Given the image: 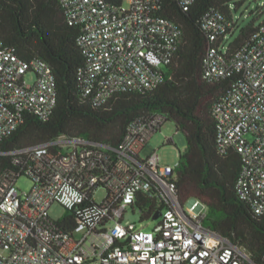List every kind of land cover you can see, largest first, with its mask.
Wrapping results in <instances>:
<instances>
[{
  "label": "built area",
  "instance_id": "built-area-1",
  "mask_svg": "<svg viewBox=\"0 0 264 264\" xmlns=\"http://www.w3.org/2000/svg\"><path fill=\"white\" fill-rule=\"evenodd\" d=\"M195 0H180L184 6ZM69 25L81 33L77 45L85 59L79 71L83 97L98 107L120 93L152 90L174 58L182 31L158 15L159 0H59ZM231 24L220 13L202 17L209 47L204 78H233L212 113L220 155L241 159L236 193L264 213V21L249 41L231 52L225 41ZM30 76L27 80L26 77ZM57 102L51 67L24 60L0 41V144L26 115L48 118ZM167 121L152 112L131 123L117 148L80 137L55 140L13 152L16 169L0 175V264H264L244 247L203 224L208 208L195 199L179 202L175 169L153 151L140 157ZM172 141V139H170ZM25 176L29 191L17 187ZM103 192L96 200V193ZM140 193L162 208L148 232L144 222L125 219ZM58 204L68 213L49 214ZM154 214V215H155ZM153 215V216H154ZM76 218L72 226L69 218ZM152 220V219H151ZM72 230L67 233V230Z\"/></svg>",
  "mask_w": 264,
  "mask_h": 264
},
{
  "label": "trees",
  "instance_id": "trees-1",
  "mask_svg": "<svg viewBox=\"0 0 264 264\" xmlns=\"http://www.w3.org/2000/svg\"><path fill=\"white\" fill-rule=\"evenodd\" d=\"M242 0H195L184 6L180 0H159L158 15L175 22L182 31L173 60L161 71V82L152 90L120 93L94 107L81 92L79 71L85 59L77 45L81 33L69 25L59 0H0V41L21 59H40L52 69L57 102L48 118L28 114L17 129L0 144V152H13L46 143L60 136L80 137L92 143L117 148L136 119L157 112L173 122L186 143L179 153L175 185L179 202L200 201L208 208L203 224L247 249L255 259L264 254V213L240 199L235 185L242 166L231 151L220 155L212 107L224 97L233 78L218 83L204 78L203 57L209 41L202 17L209 11L222 14L237 27L235 13ZM252 20L229 43L233 52L249 41L256 27ZM172 143L170 139L167 144ZM16 156L0 155V175L16 169ZM140 221L152 219L155 198L140 193L134 207ZM75 226L76 218H69ZM72 230H67L71 233Z\"/></svg>",
  "mask_w": 264,
  "mask_h": 264
},
{
  "label": "rangeland",
  "instance_id": "rangeland-1",
  "mask_svg": "<svg viewBox=\"0 0 264 264\" xmlns=\"http://www.w3.org/2000/svg\"><path fill=\"white\" fill-rule=\"evenodd\" d=\"M243 5L235 13V19L237 22V27H235L230 33L225 41L227 46L229 43L233 42L239 35L241 28L245 27L252 20L256 19L254 26L257 27L264 21V0H242ZM27 80L30 76L26 77ZM172 139V143L167 144V140ZM186 149V143L183 135L177 131L175 124L167 120L161 128L154 133V135L149 140L148 144L142 151L140 157L146 159L150 156L153 151H156L160 157V162L162 165L174 168L178 162L179 153H183ZM17 187L22 191H29L32 187V183L25 176L18 179ZM103 196L102 191L96 193V200L101 199ZM67 211L58 204H54L49 209V214L53 219L61 218L67 215ZM125 219L138 224L140 221V213L132 211L131 209L125 214ZM159 220H149L144 222L143 231H151L157 224Z\"/></svg>",
  "mask_w": 264,
  "mask_h": 264
},
{
  "label": "water",
  "instance_id": "water-1",
  "mask_svg": "<svg viewBox=\"0 0 264 264\" xmlns=\"http://www.w3.org/2000/svg\"><path fill=\"white\" fill-rule=\"evenodd\" d=\"M161 216V212H157L153 217L152 220H157Z\"/></svg>",
  "mask_w": 264,
  "mask_h": 264
}]
</instances>
